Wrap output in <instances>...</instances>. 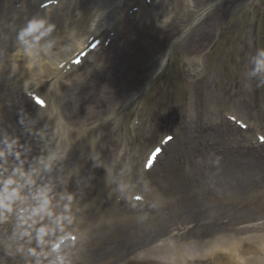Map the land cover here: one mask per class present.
I'll use <instances>...</instances> for the list:
<instances>
[{
	"label": "clouds",
	"instance_id": "obj_1",
	"mask_svg": "<svg viewBox=\"0 0 264 264\" xmlns=\"http://www.w3.org/2000/svg\"><path fill=\"white\" fill-rule=\"evenodd\" d=\"M53 26H48L45 28L43 21H31L29 25L21 32L20 40L25 44H37L40 39L52 30ZM31 37V40L28 38ZM260 59L255 61L256 63V71H264V50H261L258 53ZM78 63V61H77ZM12 183L11 180L7 181L4 188V195L0 198V208H5L7 211L11 212V207L9 204L5 203V201L11 200L15 198L16 193L13 190L11 194L8 193V185Z\"/></svg>",
	"mask_w": 264,
	"mask_h": 264
},
{
	"label": "bare ground",
	"instance_id": "obj_2",
	"mask_svg": "<svg viewBox=\"0 0 264 264\" xmlns=\"http://www.w3.org/2000/svg\"><path fill=\"white\" fill-rule=\"evenodd\" d=\"M91 8H93V7H91ZM106 8H108V4H106ZM94 9V8H93ZM75 13H78L79 14V16L81 15V14H84L83 13V9L79 6V7H77L76 9H75ZM85 15V14H84ZM82 16V15H81ZM81 18V17H80ZM51 32H53L54 34H56L57 33V30H55L53 27H52V30H51Z\"/></svg>",
	"mask_w": 264,
	"mask_h": 264
},
{
	"label": "snow or ice",
	"instance_id": "obj_3",
	"mask_svg": "<svg viewBox=\"0 0 264 264\" xmlns=\"http://www.w3.org/2000/svg\"><path fill=\"white\" fill-rule=\"evenodd\" d=\"M41 106H42V103H41ZM246 127V125H244ZM260 141L261 143H264V136H261L260 137ZM137 199H140V197H136Z\"/></svg>",
	"mask_w": 264,
	"mask_h": 264
}]
</instances>
